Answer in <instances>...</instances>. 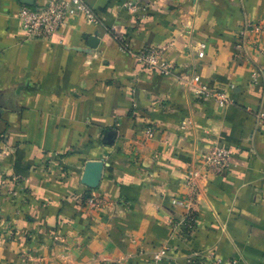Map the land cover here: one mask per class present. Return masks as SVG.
Returning <instances> with one entry per match:
<instances>
[{
    "label": "crops",
    "instance_id": "obj_1",
    "mask_svg": "<svg viewBox=\"0 0 264 264\" xmlns=\"http://www.w3.org/2000/svg\"><path fill=\"white\" fill-rule=\"evenodd\" d=\"M23 1L0 0V264H187L207 250L264 264V0H83L96 18L47 40L28 38ZM247 22L261 29L239 49ZM119 40L158 48L171 73ZM216 147L231 171L201 175ZM89 162L103 164L97 188ZM174 199L198 221L183 237Z\"/></svg>",
    "mask_w": 264,
    "mask_h": 264
},
{
    "label": "built area",
    "instance_id": "obj_2",
    "mask_svg": "<svg viewBox=\"0 0 264 264\" xmlns=\"http://www.w3.org/2000/svg\"><path fill=\"white\" fill-rule=\"evenodd\" d=\"M129 10H138L140 6L134 2H127L124 4ZM84 13L90 20L96 18L95 12L87 6L83 0H48L39 5L23 6L19 11V18L21 19L28 38L47 40L58 33L61 29L66 27L71 19ZM259 25H254L247 22L240 31L239 49L244 45V41L249 31L260 30ZM121 48L132 55L136 61L153 70H157L161 74H170L172 66L161 60L158 48H145L139 52H133L129 45L119 40ZM205 45H203L204 47ZM203 55V53H201ZM201 95H209L206 86H203L199 92ZM213 97L221 104H228L229 98L224 92H215ZM201 175H221L231 171L232 168V152L224 147L213 148L202 160ZM193 176H200L198 173H191ZM87 202L93 207L99 208L101 199L95 194L91 193L87 198ZM173 203L185 208V216L182 219H171V225L175 232L182 236L184 233H191L197 226V217L194 214L193 201L186 202L179 199H174ZM161 253L154 255L153 261L160 260ZM187 264H238L237 259H224L218 256L215 252L207 250L206 252H193L187 257Z\"/></svg>",
    "mask_w": 264,
    "mask_h": 264
},
{
    "label": "water",
    "instance_id": "obj_3",
    "mask_svg": "<svg viewBox=\"0 0 264 264\" xmlns=\"http://www.w3.org/2000/svg\"><path fill=\"white\" fill-rule=\"evenodd\" d=\"M23 3L30 6L35 4L33 0H25ZM92 41L96 45L97 38H93ZM102 170L103 164L101 162H89L86 166L83 182L91 188H97L101 180Z\"/></svg>",
    "mask_w": 264,
    "mask_h": 264
}]
</instances>
